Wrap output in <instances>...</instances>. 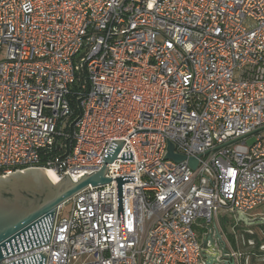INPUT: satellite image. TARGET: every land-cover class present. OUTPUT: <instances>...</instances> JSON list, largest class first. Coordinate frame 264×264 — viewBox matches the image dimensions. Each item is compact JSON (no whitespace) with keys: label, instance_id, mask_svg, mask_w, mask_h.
Listing matches in <instances>:
<instances>
[{"label":"built area","instance_id":"built-area-1","mask_svg":"<svg viewBox=\"0 0 264 264\" xmlns=\"http://www.w3.org/2000/svg\"><path fill=\"white\" fill-rule=\"evenodd\" d=\"M263 131L264 0H0V177L76 182L125 142L112 181L57 209L50 244L1 264H206L199 228L215 264H249L223 223L264 205Z\"/></svg>","mask_w":264,"mask_h":264},{"label":"water","instance_id":"water-1","mask_svg":"<svg viewBox=\"0 0 264 264\" xmlns=\"http://www.w3.org/2000/svg\"><path fill=\"white\" fill-rule=\"evenodd\" d=\"M124 141H111L101 163L102 168L90 175L86 173L72 181L67 173H63L58 182H55L43 169H28L0 177V264L8 257L50 244L52 229L57 209L71 200L76 194L88 187L108 184L111 179L105 177L107 165L111 164L124 145ZM199 158V157H198ZM198 158H186L174 153L171 142L167 145L166 160L177 163L188 161L189 167L194 170ZM121 162H133V154H121ZM117 187V220L124 224L123 215V183H134V176L115 177ZM238 221L243 226L260 225L262 221H251L245 215H238ZM200 224H203L201 221ZM120 231V230H119ZM215 238L220 235L215 233ZM210 242V246L207 245ZM205 251L212 252L216 257L211 235L201 241ZM221 255L226 250L221 249ZM47 254L36 253L6 264H45ZM214 257L205 253L206 264H215Z\"/></svg>","mask_w":264,"mask_h":264},{"label":"rangeland","instance_id":"rangeland-1","mask_svg":"<svg viewBox=\"0 0 264 264\" xmlns=\"http://www.w3.org/2000/svg\"><path fill=\"white\" fill-rule=\"evenodd\" d=\"M253 141L254 137L250 138L247 141V144L250 145L253 143ZM247 215L249 218L254 219V221H262V224L260 225H264V205L255 208ZM223 226L226 232V236L233 248L238 250L242 254V256H244L245 260H249V264H264V250L254 248L255 241H258L264 246V235L262 233L263 231L260 230L259 225L246 227L240 223L239 226L234 228L231 224L227 225L223 223ZM241 229H245L249 233V235L253 236H249V239H246L243 233L244 231H242ZM195 231L197 233L198 239L201 242L203 239V229L199 228L195 229ZM251 237H253V239Z\"/></svg>","mask_w":264,"mask_h":264},{"label":"flooded vegetation","instance_id":"flooded-vegetation-1","mask_svg":"<svg viewBox=\"0 0 264 264\" xmlns=\"http://www.w3.org/2000/svg\"><path fill=\"white\" fill-rule=\"evenodd\" d=\"M260 228V227H259ZM242 231H244L243 233H244V236H245V238L246 239H249V236H253V235H249V233L245 230V229H241ZM260 230L262 231V229L260 228ZM246 232V233H245ZM263 233V235H264V232H262ZM252 239H253V237H251ZM254 248H258V249H262V250H264V246L262 245V244H260L258 241H255V243H254ZM257 250V249H256Z\"/></svg>","mask_w":264,"mask_h":264},{"label":"trees","instance_id":"trees-1","mask_svg":"<svg viewBox=\"0 0 264 264\" xmlns=\"http://www.w3.org/2000/svg\"><path fill=\"white\" fill-rule=\"evenodd\" d=\"M76 87H77V85H75L73 89H76ZM70 102H71L72 107L74 108L75 115H77L78 110L75 109V106H76V100H75V98H74L73 96L70 97ZM259 226H260V228L262 229V231L264 232V225H259Z\"/></svg>","mask_w":264,"mask_h":264},{"label":"bare ground","instance_id":"bare-ground-1","mask_svg":"<svg viewBox=\"0 0 264 264\" xmlns=\"http://www.w3.org/2000/svg\"><path fill=\"white\" fill-rule=\"evenodd\" d=\"M46 173L55 181V182H58L59 181V179H58V177L56 176V174L53 172V171H51V170H48V171H46Z\"/></svg>","mask_w":264,"mask_h":264}]
</instances>
